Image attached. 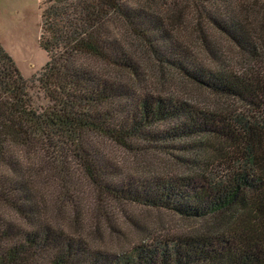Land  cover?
Segmentation results:
<instances>
[{
  "label": "trees",
  "instance_id": "16d2710c",
  "mask_svg": "<svg viewBox=\"0 0 264 264\" xmlns=\"http://www.w3.org/2000/svg\"><path fill=\"white\" fill-rule=\"evenodd\" d=\"M39 8L47 61L36 76L24 78L0 45V264H264V84L252 75L264 0ZM171 79L220 104L176 93ZM102 140L177 167L130 177ZM76 167L112 201L209 224L121 252L94 248L51 224L37 195L50 174L69 188Z\"/></svg>",
  "mask_w": 264,
  "mask_h": 264
},
{
  "label": "rangeland",
  "instance_id": "374dc122",
  "mask_svg": "<svg viewBox=\"0 0 264 264\" xmlns=\"http://www.w3.org/2000/svg\"><path fill=\"white\" fill-rule=\"evenodd\" d=\"M39 35V0H0V45L26 79L36 76L47 61V55L39 44ZM252 36L257 43L256 48L252 43V57L258 52L255 59L252 58V75H260L259 79L264 84V30L253 25ZM222 45L227 59H238L236 48L227 43ZM166 85L204 106L220 104L205 90L185 87L173 79ZM101 145L104 158L121 173L133 178L152 173L167 174L177 167L171 157L153 149L131 152L107 140H102ZM72 171L69 188L66 189L59 178L50 174L46 183L38 188L37 195L47 206L51 224L68 234L80 236L94 248L121 252L139 241L147 242L160 235L189 233L209 224L208 221L184 219L162 209L112 201L79 168Z\"/></svg>",
  "mask_w": 264,
  "mask_h": 264
}]
</instances>
